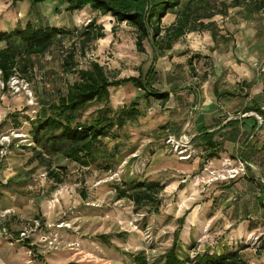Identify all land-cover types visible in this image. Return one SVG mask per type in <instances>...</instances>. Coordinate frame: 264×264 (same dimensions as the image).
Wrapping results in <instances>:
<instances>
[{
    "label": "rangeland",
    "instance_id": "rangeland-1",
    "mask_svg": "<svg viewBox=\"0 0 264 264\" xmlns=\"http://www.w3.org/2000/svg\"><path fill=\"white\" fill-rule=\"evenodd\" d=\"M203 1L208 2V11H216L202 19L215 23L211 29L216 38L208 29L188 32L154 59L147 40L144 51L138 50L134 28L115 23L109 15L88 7L72 11L60 0L35 6L21 1L30 6L26 17L36 26H57L69 34L44 54L23 60L27 69L21 63L15 68L31 96L22 88L15 91L8 84L0 85V149L5 152L0 158V210L11 211L6 220L0 219V227L16 237L24 221L42 223L29 245L12 242L24 245L25 250L24 258L14 264H135L133 255L140 250L152 262L162 259L176 232L182 233V256L235 248L249 264L264 260V199L260 201L259 186L264 187V116L247 108L256 105L264 111V0H239L236 6L234 0ZM255 1L263 9L246 4ZM175 18L172 13L162 18V35ZM90 22L103 27L104 36L82 42L76 32ZM5 26L0 30L13 28L9 23ZM14 47L20 50L21 44L14 42ZM91 62L115 80L144 76L152 66L156 71L152 86L170 95L165 102L152 96L145 102L142 90L130 84L110 87L109 107L117 110L140 98L141 111L122 127H114L113 138L104 139V146L116 153L115 165L108 169L110 161L103 153L88 167L57 157L52 169L63 173V181L57 183L38 159L31 158L24 117H32L41 101L65 93L78 78L77 71ZM215 88L232 95L216 98ZM102 105L90 106L81 119L89 120ZM247 117L257 120L254 130L249 125L226 124ZM171 119H183L178 132L165 128ZM202 126L216 133V157H207L203 148L194 149L189 141L191 147L184 154L191 157L180 160L179 154L162 144L168 135L193 137ZM242 158L249 162L240 175L242 181L210 180V171L222 174L231 168L222 167L224 161L235 165ZM126 174L165 185L157 212H147L149 206L135 210L129 199L116 197L113 185ZM253 197L260 201L256 214ZM243 201L246 214L235 217V208ZM187 224L190 228L183 232ZM252 228L258 229L257 239L248 233Z\"/></svg>",
    "mask_w": 264,
    "mask_h": 264
},
{
    "label": "trees",
    "instance_id": "trees-1",
    "mask_svg": "<svg viewBox=\"0 0 264 264\" xmlns=\"http://www.w3.org/2000/svg\"><path fill=\"white\" fill-rule=\"evenodd\" d=\"M12 3L24 0H10ZM31 6L38 3L54 0H28ZM68 3V9L75 11L85 7L98 12L100 15L111 16L115 23H126L135 30V44L138 50L144 51L143 41L147 40L152 47L153 59L157 54H162L169 50L177 40L188 32L208 29L212 31L213 38L216 35L211 29L215 23L204 22L203 18H210L216 11H208L207 1L203 0H60ZM248 2V1H247ZM233 6L240 4L239 0H234ZM254 10H261V2L246 3ZM172 13L176 15L175 20L166 27L165 33L161 26L162 18ZM223 13V11H218ZM90 22L84 28L76 32L77 38L83 41H92L104 36L103 27L94 26ZM69 31L57 26L41 25L36 26L32 21H27L24 26L17 24L12 30H0V42L4 41L6 46L0 49V70L3 80L6 81L13 70L21 63L24 70L27 65L23 60L29 59L34 55L44 54L53 43L68 35ZM14 42L21 44V49L14 47ZM67 65V64H66ZM69 69V68H68ZM156 71L149 67L146 74L130 76L123 79H109L104 68L97 62H91L90 66L77 71L78 78L69 84L63 94H58L52 100L41 101L39 109L31 116H25L28 123L27 134L29 145L28 149L32 151V159H38L47 169L49 178L57 183L63 181V173L53 170L52 161L57 157L65 158L79 167H88L94 163L97 156L101 153L109 158V167L115 165L112 163L116 153H112L104 146L105 138H113V128H120L126 121L133 120L141 114L140 98H133L131 101L117 109L113 110L107 105L112 86H122L130 84L142 90V97L145 102L149 98L165 102L168 100L170 92L168 90H159L152 86V79ZM216 98L225 95H232L229 91H218L214 89ZM95 103H103L98 107L89 120L81 119L83 112ZM248 110L258 111L264 116L261 107L250 105ZM251 120V128L256 127L257 120L247 117L244 119L228 120L227 125H239L238 121ZM183 119H171L165 128L168 132H178L182 126ZM245 123V122H244ZM242 123V124H244ZM192 139L194 149L203 148L209 158L216 157L218 154L219 142L214 139L215 131L208 130L202 126L198 129ZM115 146V145H114ZM102 149V150H101ZM114 149V148H113ZM114 152V151H113ZM200 153L197 151L196 156ZM248 162V159L242 158ZM117 161V160H116ZM142 174V173H141ZM238 176L233 181H240ZM261 193L260 201L264 199V187L259 184ZM116 197L127 198L135 210L145 209L147 212H157L161 204L160 193L165 185L158 180L138 179L133 175L126 174L120 183H114ZM263 187V189H262ZM263 202V201H262ZM182 220V219H181ZM178 231V230H177ZM174 241L164 252L162 259L149 262L143 250L133 255L135 264H249L243 257L239 249L222 250L221 252L205 249L203 252L195 254H186L182 256L179 251V233H174ZM26 242H29L27 240ZM29 245L28 243H22ZM264 247V244H262ZM255 264H264V260Z\"/></svg>",
    "mask_w": 264,
    "mask_h": 264
},
{
    "label": "built area",
    "instance_id": "built-area-1",
    "mask_svg": "<svg viewBox=\"0 0 264 264\" xmlns=\"http://www.w3.org/2000/svg\"><path fill=\"white\" fill-rule=\"evenodd\" d=\"M254 64L256 66V62ZM14 70L6 81L3 80L2 71L0 70V85H1V87L8 84L10 86V88L14 89L15 91H20L21 90L20 88H22V90L25 93H27L29 96H31V93H30L27 85H22V83H20V80L18 78V74ZM261 70L264 71V64H263V68ZM256 117H257L258 122L260 121V123H262L263 119L257 115H256ZM191 139H192V136L189 137L187 135H183L179 139L174 138L172 135H168L164 138V140H162V142H163L162 144L165 147L167 146L169 149H172L176 154H179L180 160H187L189 157H191V154L190 153L184 154V153L186 152V150H188L191 147L189 145L191 143ZM189 141H190V143H189ZM4 154H5V152H4L3 148L1 147L0 158H2ZM239 160L240 161L238 163H236L235 165H233L232 163H230L228 161H224L221 164L222 167H231V168L227 169L226 172L222 173V174H219V173L217 174V173H215V171H210V175H211L210 180L213 182H214V180H216V181H229V180L235 179L236 177H238L240 175L245 174L244 167L249 162H247L243 159H239ZM10 215H11V211L9 209L0 210V219L6 220V218ZM41 227H42V223L38 219H32V220L28 219V220L24 221V223L22 224L21 228L19 229L16 237H14V235L11 232H9L4 226L0 227V236H2L6 241H9V242L16 241V242L24 243L27 240H29L30 238H32L35 235V233L37 232V229H40ZM257 238H258V236L255 237V239H257ZM28 244H30V242ZM28 247H30V246H28ZM28 251L30 252L31 249H29ZM23 264H30V263H23ZM32 264H37V263H32Z\"/></svg>",
    "mask_w": 264,
    "mask_h": 264
},
{
    "label": "crops",
    "instance_id": "crops-1",
    "mask_svg": "<svg viewBox=\"0 0 264 264\" xmlns=\"http://www.w3.org/2000/svg\"><path fill=\"white\" fill-rule=\"evenodd\" d=\"M15 4V5H14ZM17 4V5H16ZM25 3L23 2H16V3H12L10 0H0V29H6L5 24L9 23V25H11L10 27H15L17 24L24 26L27 21H29V18L26 17V13H29V9L30 6L27 8L26 5H24ZM28 15V14H27ZM23 16V17H21ZM25 18V23L22 22V19ZM9 28V27H8ZM7 28V29H8ZM13 28L9 29L12 30ZM8 31V30H6ZM6 43L4 41L0 42V49L5 47ZM240 120V119H239ZM250 120H244V121H238V124L241 125L242 123L243 126L246 128L248 125L250 126L249 123ZM257 129V128H256ZM185 167V166H182ZM254 179V178H253ZM242 181V180H240ZM239 181V182H240ZM251 186L254 185L255 183L250 182L249 183ZM242 199V198H240ZM253 200L256 201V205L253 201V213L256 214V211L258 210L257 206L259 207V200H257V198L253 197ZM244 201L240 204V207H236L234 214L235 217H242L246 214V208L243 206ZM256 209V210H255ZM230 211L229 214H231ZM258 213H260V211H258ZM251 218V217H249ZM190 225H186L183 228V232H186L187 230H189ZM17 230V229H16ZM14 230V232L16 231ZM258 231L257 228H252L251 230H248V233H250L251 235H255L256 236V232ZM181 234H179V240H181ZM181 245V243H179ZM24 245H17V244H13L12 242L9 241H5L4 239H2V237L0 236V264H14L16 261H19L21 259L24 258Z\"/></svg>",
    "mask_w": 264,
    "mask_h": 264
}]
</instances>
